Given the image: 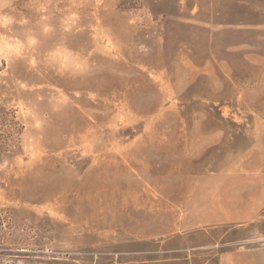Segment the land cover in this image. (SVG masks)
Returning <instances> with one entry per match:
<instances>
[{"label":"rangeland","instance_id":"obj_1","mask_svg":"<svg viewBox=\"0 0 264 264\" xmlns=\"http://www.w3.org/2000/svg\"><path fill=\"white\" fill-rule=\"evenodd\" d=\"M2 107L0 264H264V0H0Z\"/></svg>","mask_w":264,"mask_h":264},{"label":"trees","instance_id":"obj_2","mask_svg":"<svg viewBox=\"0 0 264 264\" xmlns=\"http://www.w3.org/2000/svg\"><path fill=\"white\" fill-rule=\"evenodd\" d=\"M22 128L23 126L14 112L4 107L0 108V149L13 150L16 145L18 146ZM5 134H7V138H5Z\"/></svg>","mask_w":264,"mask_h":264},{"label":"clouds","instance_id":"obj_3","mask_svg":"<svg viewBox=\"0 0 264 264\" xmlns=\"http://www.w3.org/2000/svg\"><path fill=\"white\" fill-rule=\"evenodd\" d=\"M4 23H8V18L7 17L4 18Z\"/></svg>","mask_w":264,"mask_h":264}]
</instances>
